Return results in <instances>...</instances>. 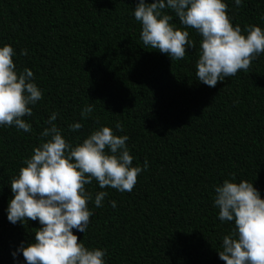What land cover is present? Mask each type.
I'll return each instance as SVG.
<instances>
[{
    "label": "trees",
    "instance_id": "1",
    "mask_svg": "<svg viewBox=\"0 0 264 264\" xmlns=\"http://www.w3.org/2000/svg\"><path fill=\"white\" fill-rule=\"evenodd\" d=\"M224 2L233 26L264 30V0H242L239 7ZM137 3L0 0V46L13 47L17 72L31 69L43 94L24 118L30 132L0 126V264H26L18 249L41 227L31 220L10 223L7 209L11 180L41 143L53 112L73 146L108 126L129 137L132 166L148 162L131 192L101 189L95 180L85 186L93 215L85 233L73 232L89 249L106 250L105 264H225L218 250L234 222L219 219L216 186L234 174V182L253 183L264 198V53L247 72L209 87L196 80L200 35L165 9L175 27L189 32L195 49L172 61L144 48ZM87 105L94 111L82 119ZM76 122L82 128L71 131ZM100 191L108 195L96 207Z\"/></svg>",
    "mask_w": 264,
    "mask_h": 264
},
{
    "label": "clouds",
    "instance_id": "2",
    "mask_svg": "<svg viewBox=\"0 0 264 264\" xmlns=\"http://www.w3.org/2000/svg\"><path fill=\"white\" fill-rule=\"evenodd\" d=\"M234 2L237 7L242 4V0ZM165 9L202 38L196 80L209 87L241 70L247 72L253 59L264 53V30L247 25L242 32L240 25L233 26L224 0H138L134 17L142 26L144 48L158 50L172 61L182 60L196 43L187 30L171 23L173 16ZM21 54L26 55L27 50ZM14 55L11 45L0 46V126L30 132L31 125L24 118L32 116L30 105L43 94L31 69L17 72ZM93 111V105L85 106L81 118L87 119ZM58 115L51 114L48 127L40 134L41 143L11 180L13 198L7 218L12 224L31 220L41 225L34 240L18 249L26 264H105L106 250L89 249L73 232L85 233L93 215L88 207L93 196L85 186L95 180L101 189L131 192L148 162L145 160L143 167L132 166L133 156L126 145L129 137L115 134L108 126L93 130L73 146L54 123ZM81 128L79 122L69 125L71 131ZM116 128L122 131L123 124L117 122ZM234 180L233 174L232 180L225 179L215 188L219 219L234 222L231 233L222 238L219 258L225 264H264V198L253 183ZM107 195L105 191L96 193L95 206L102 207ZM111 205L115 207L116 202Z\"/></svg>",
    "mask_w": 264,
    "mask_h": 264
}]
</instances>
